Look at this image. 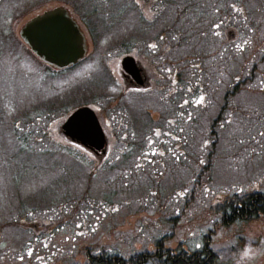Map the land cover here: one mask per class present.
<instances>
[{
  "label": "rangeland",
  "instance_id": "374dc122",
  "mask_svg": "<svg viewBox=\"0 0 264 264\" xmlns=\"http://www.w3.org/2000/svg\"><path fill=\"white\" fill-rule=\"evenodd\" d=\"M13 1L6 0L0 13L15 14L37 0ZM155 1L167 12L161 24L151 20ZM60 3L72 9L91 51L81 64L57 74L45 69L40 74L42 64L27 55L16 37L18 28L33 15L9 24L4 21L5 13L0 14V120L11 119L34 104L37 110L54 111L49 122L28 125L36 134L42 130L34 137L21 131L26 133V127L6 134L5 121H0V264H83L89 249L94 254L105 251L128 257L153 251L159 238L166 237L168 249L180 244L198 246L206 236L225 264H264V216L248 224L227 226L212 212L224 197L236 191H261L264 186V84L260 88L258 79L247 85L230 102L232 107L229 104L220 111L224 86L208 77L225 59L226 47L234 43L227 39L228 29L213 24L204 29V38H196L191 50L206 53L202 65L207 71L200 82H210L211 93L204 97L198 92L173 114L168 101L173 86L167 58L160 62L162 70L157 63L165 54L161 57L160 52L158 61L146 57L157 45L165 53L167 39L149 41L146 53L140 46L142 56L137 51L123 52L119 43L131 34L141 42L164 24L166 29L175 28L169 22L175 7L170 9L162 0H136L143 13L137 30L133 15L119 21L113 9L111 14L110 8L102 7L103 14L85 20L88 5L81 6L79 0H56L48 7ZM146 30L151 32H143ZM208 33L212 40L206 39ZM236 49L242 45L236 44ZM126 55L143 68L151 98L133 101L121 94L128 84L120 75ZM234 57L242 55L235 52ZM239 62L233 59L228 64ZM158 71L166 74L165 80L157 79ZM41 75L47 78L42 81ZM82 104L95 110L106 134L103 156L71 142L61 131L65 118ZM65 107L67 111H63ZM118 108L124 110L123 118L118 117ZM150 108L155 111L149 114L152 122L146 129L145 150L124 162L114 158L126 144L119 133L129 125L128 110L132 117L143 119ZM186 110L185 120H177L175 115L183 116ZM218 112L222 119L213 122ZM27 139L37 157L18 151ZM60 146L67 150L75 146L87 155L86 162ZM114 188L115 198L106 200V191Z\"/></svg>",
  "mask_w": 264,
  "mask_h": 264
},
{
  "label": "trees",
  "instance_id": "16d2710c",
  "mask_svg": "<svg viewBox=\"0 0 264 264\" xmlns=\"http://www.w3.org/2000/svg\"><path fill=\"white\" fill-rule=\"evenodd\" d=\"M54 1L56 0H37L25 6L20 12L19 9H17L15 14H7L5 13L6 11H4L5 14H0H4V21L6 22L9 20L10 24L14 20L32 14L38 9L43 8ZM162 1L165 5L170 6V9L175 7V9L171 11L172 14L169 17V22L173 27L178 29H166L164 26H167V24H164V26L161 25L159 29H156L153 32L149 30L143 31L151 33L150 36H147L142 40L140 39L141 42H139L138 38L134 39L136 36H132L131 34L127 38L124 37L123 41L120 42L119 45H121L123 52L128 53L137 51V53L142 56L140 50L143 49L142 51L146 53V50L150 47L149 41H158L164 38L167 39V45H164L166 50L165 53L162 47L157 45L158 48L155 51L151 52L148 50L149 53H146V57H150L152 59V56H154L155 60L158 61L160 52L161 57L165 54L157 63V67L162 70L163 68L160 65V62L162 64L163 59L166 60L167 58L169 63L167 64L168 70L171 71L170 81L173 86L171 90L172 96H168V101L171 104L170 108L173 114H176L178 110H174V107H177V105L180 106L181 102L185 100H191V98H194L198 92H202L204 97L205 95L208 97L211 93L208 86L210 85V82H207L208 85L206 82H200L203 75H205L207 71L206 67L202 65L203 61L205 62L206 53H197L195 50L191 49L195 45L196 38L200 36L204 38V29L213 24H218L220 29H228L227 39H232L231 41H234V43L226 47V50L224 48L225 59L221 60L220 63L214 67V71H210V73L213 74L208 76L209 78H213V81H220L221 85L224 86L225 90L222 97L224 105L220 107V111L225 109L226 106H229L233 99L236 101L247 85L258 82V79H261L260 88L263 86L264 0ZM5 2L6 0H0V8L5 4ZM79 2L81 6L88 5V9L85 10V20L88 16L103 14V10L99 8L105 7L106 9L110 8L109 12L111 14H113L111 11L113 9L117 14L116 16L119 17V21L122 20L121 18L126 19L128 15H133L134 19H136L135 27L137 30H140L137 22L138 20L143 19V13L136 3V0H101V2L96 0H79ZM154 4V15L152 14L151 20H158L161 24V19L165 15L164 13L167 12L165 9H160V5H158L156 1L153 2V5ZM207 19L209 20V23L206 25ZM149 29H152V27ZM190 33H194L196 37L191 36ZM174 35L177 36L176 40H173ZM209 37H212L211 33H208L206 39ZM208 40H212V38ZM137 41L138 43H136ZM201 42L205 43L204 40ZM21 44L24 46L22 42ZM236 44H241L242 49L237 50ZM136 45H138V47ZM217 45H220L219 40L217 41ZM140 46L142 49H140ZM218 50H220V48ZM26 51L28 56H33L27 49ZM235 52L237 56L242 55V57H234ZM210 53L211 52H209V54ZM169 56H173V59L175 60L170 61L168 58ZM233 59H240V62L231 66L228 63L230 61L233 62ZM181 60H183L185 64H180ZM188 64L191 65L192 69L187 67ZM260 67H262L261 71ZM158 73L159 75L157 79H160L161 77L164 80L166 79V74L164 75L163 71H158ZM145 96L149 97L148 94ZM34 105L27 107L25 111H21L11 119L6 121L1 119L0 121H5L2 127L6 126L5 130L8 129L5 133L8 134L11 131L15 132L16 130H21L23 127H26V133L23 130L21 131L24 132V134H28L30 137L42 134V130L36 134L34 132V128H30L28 125H33V123L38 121L42 123L43 120L49 122L51 120L50 112L53 111L49 109L37 110ZM232 106L233 104H231L230 107ZM29 111L31 112L28 113ZM121 111L122 112L118 113L120 115L118 117L123 118L125 113L123 109H121ZM187 113L188 111L186 110L183 112V116L175 115V117L179 121H184L187 117ZM145 114L148 120L146 123L143 122L142 118L132 117L128 110L129 125H127V129L125 131L119 133L126 144L123 145L121 153L117 150L114 154V158H121V162H124L129 160L133 155L134 157L137 155L139 156L142 151L145 150L144 144L146 129L149 128L148 122H152L147 111H145ZM220 119H222L221 112L215 116L213 122H217ZM162 121H164V117L161 118V122ZM28 128L31 130L28 131ZM24 142L25 145H22L18 151L28 152L31 153L32 157H37V153L34 152L35 149L29 146L31 144L28 143V139ZM22 143L23 141H21V144ZM58 148L66 150L67 152L69 151V155L72 157H78L81 155V158L84 162H86V157L84 156L85 154L79 152L77 148L73 146L70 147L69 150H67L68 148L61 146ZM115 193L116 188L106 191L105 199L108 201L112 198L114 199ZM212 212L218 216L219 222L222 225L239 226L255 221L264 216V186L261 191L250 189L241 192L236 191L216 203L213 206ZM165 242L166 237L159 238L154 241L153 251L134 252L128 257H124L119 254H109L105 251L94 254L89 249L85 251V263L83 264H225V262L221 261L217 251L212 247L209 236L203 237L198 246L194 247L187 244L183 247L180 244L175 248L167 249L164 245ZM242 248L243 246L238 249ZM76 264L81 263L77 262Z\"/></svg>",
  "mask_w": 264,
  "mask_h": 264
},
{
  "label": "water",
  "instance_id": "95a60500",
  "mask_svg": "<svg viewBox=\"0 0 264 264\" xmlns=\"http://www.w3.org/2000/svg\"><path fill=\"white\" fill-rule=\"evenodd\" d=\"M19 35L43 62L58 69L76 64L87 51L85 35L67 8L62 6L46 9L30 18L20 28ZM123 66L139 75V68L131 57L124 58ZM63 128L73 140L89 143L97 149L105 145L97 117L88 108L77 110Z\"/></svg>",
  "mask_w": 264,
  "mask_h": 264
},
{
  "label": "flooded vegetation",
  "instance_id": "af4514ba",
  "mask_svg": "<svg viewBox=\"0 0 264 264\" xmlns=\"http://www.w3.org/2000/svg\"><path fill=\"white\" fill-rule=\"evenodd\" d=\"M133 82L132 81H130V83L129 84H132Z\"/></svg>",
  "mask_w": 264,
  "mask_h": 264
}]
</instances>
